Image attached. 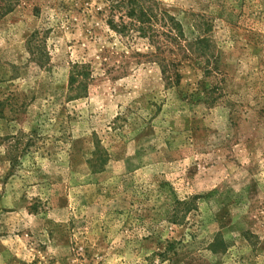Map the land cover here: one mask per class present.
I'll return each mask as SVG.
<instances>
[{"label": "rangeland", "instance_id": "obj_1", "mask_svg": "<svg viewBox=\"0 0 264 264\" xmlns=\"http://www.w3.org/2000/svg\"><path fill=\"white\" fill-rule=\"evenodd\" d=\"M115 1L3 8L0 264H264V0H150L207 35L177 84Z\"/></svg>", "mask_w": 264, "mask_h": 264}, {"label": "trees", "instance_id": "obj_2", "mask_svg": "<svg viewBox=\"0 0 264 264\" xmlns=\"http://www.w3.org/2000/svg\"><path fill=\"white\" fill-rule=\"evenodd\" d=\"M19 0H6L0 4V17L3 14V8L7 6L13 7V4ZM8 8V7H7ZM5 9V11L7 10ZM122 12L117 19H114L115 11ZM106 23L110 30L121 38H125L126 42L131 39L141 38L147 44V51L141 52L131 48L129 43L125 44L126 53L122 54L127 59L123 71L127 69L128 64H138L141 58L146 61L154 62L158 65L161 77L167 84H177L180 77L178 68L187 60L202 58L204 51V43L207 41V35H198L193 42L184 38L182 26L164 10L157 8L150 0H118L110 5L109 15ZM184 41V44L182 43ZM195 52V57L193 53ZM213 56V55H212ZM207 56V61L212 58ZM101 57H105L101 55ZM207 65L202 66L205 73H209ZM83 76L85 73L82 74ZM79 73L71 74L70 83L75 84L76 96L86 90V82L78 79ZM213 85H203L190 91V99L207 102L210 96L214 94L218 87ZM215 88V89H214ZM80 92V93H79Z\"/></svg>", "mask_w": 264, "mask_h": 264}]
</instances>
